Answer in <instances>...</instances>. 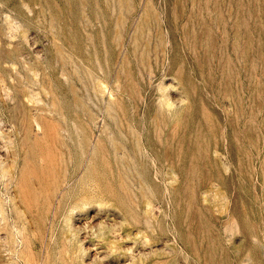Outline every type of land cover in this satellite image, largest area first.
Returning <instances> with one entry per match:
<instances>
[{
	"label": "rangeland",
	"instance_id": "1",
	"mask_svg": "<svg viewBox=\"0 0 264 264\" xmlns=\"http://www.w3.org/2000/svg\"><path fill=\"white\" fill-rule=\"evenodd\" d=\"M0 264H264V0H0Z\"/></svg>",
	"mask_w": 264,
	"mask_h": 264
}]
</instances>
